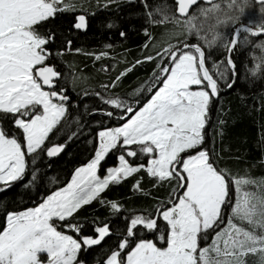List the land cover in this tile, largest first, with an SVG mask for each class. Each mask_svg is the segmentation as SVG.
<instances>
[{"label": "snow or ice", "instance_id": "1", "mask_svg": "<svg viewBox=\"0 0 264 264\" xmlns=\"http://www.w3.org/2000/svg\"><path fill=\"white\" fill-rule=\"evenodd\" d=\"M196 2L177 0L178 14L187 15L189 7ZM260 2L264 4V0ZM74 7L70 0H0V113L12 114V126L22 135L21 142L0 128V185L5 187L22 178L27 167L26 154L32 155L43 149L48 157H53L63 150L64 145L44 147L65 116L69 97L64 95L66 89L44 90L45 86L55 88L54 78H58L59 73L54 66L45 64L50 55L45 45L53 37L41 35L36 26L53 18L57 12ZM218 10L216 4L202 9L201 14L207 16ZM217 21L227 22L219 17ZM173 22L180 23L175 19ZM185 23L191 31L192 21ZM74 27L86 29L85 16H79ZM244 30L249 31L246 27ZM201 38L211 46L219 35L213 32L210 41ZM235 43L233 39L223 45L228 51L226 59L233 75L235 65L230 52ZM159 55L168 63L159 69L157 81H162V86L150 102L137 111L119 98L102 99L103 103L123 111L114 113L100 109L96 110L98 114L119 115L126 122L98 133L94 158L75 171L65 188L48 195L38 207L7 217L6 229L0 233V264H76L82 247L101 244L113 231L105 224L93 227L95 236H83L84 225L73 221L74 215L93 201L105 203L100 194L110 183H118L141 169L159 182L174 179L177 187L183 189L178 200L169 201L170 207L158 210L159 217L169 226L167 247L161 249L151 241L141 240L129 249L130 238L137 234L138 226L148 231L158 228L156 218L139 216L130 220L124 237L109 254L106 264H244L242 257L249 253H259L261 264H264V209L257 212V203L264 204V200H257L251 194L235 199L230 216L247 222L252 230L238 226L230 219L224 229L214 234L211 245L200 247L199 241L207 239L209 229L218 221L223 222L222 210L229 202V181L214 166L207 149L186 158H182L181 153L203 144L210 104L219 95L218 81L206 64L205 51L199 45L185 43L175 50L169 47ZM220 63H214L213 68L222 77ZM258 71L257 66L252 74L256 75ZM114 86L115 82L105 85L106 88ZM191 86H199L200 90H190ZM132 113L134 115L129 118ZM118 145L122 149L118 155L119 166L107 170V175L102 178L98 175L99 166ZM133 145L138 148L133 149ZM138 152L150 157L149 167L132 166L126 159L136 158ZM153 153L156 154L154 158ZM247 182L236 180L233 190ZM111 208L119 211L116 203H112ZM54 220L69 221L64 228L76 233L80 239L58 231ZM257 228L261 231L257 232ZM159 239L164 240L163 234ZM125 249L129 251L125 252ZM41 254L47 256L46 262L41 261Z\"/></svg>", "mask_w": 264, "mask_h": 264}, {"label": "trees", "instance_id": "2", "mask_svg": "<svg viewBox=\"0 0 264 264\" xmlns=\"http://www.w3.org/2000/svg\"><path fill=\"white\" fill-rule=\"evenodd\" d=\"M216 4L218 11L207 16L201 14L202 9ZM216 4H200L182 20L177 16L176 0H84L77 6L74 4V9L59 11L36 26L41 35L53 37L45 45L50 53L46 65L54 66L61 74L57 89H66L64 95L69 97L65 116L44 147L64 145L65 149L55 158L48 157L43 149L32 155L26 154L27 167L22 178L7 187L0 185L3 189L0 190V233L5 230L10 214L39 206L48 195L70 183L75 171L94 158L100 131L126 122L119 115L98 114L96 110L100 109L114 113L123 111L103 103L102 99L119 98L137 111L142 109L162 86L157 76L160 67L168 61L161 60L159 54L169 47L180 48L185 43L204 49L206 64L218 81L219 95L210 104L203 144L182 153L181 157L207 149L214 166L229 181V202L222 210L223 222L218 221L209 229L207 239H201L199 245L201 248L211 245L214 234L224 229L230 219L238 226L252 230L247 222L231 217L230 212L235 199L246 193L264 200V4L260 0H235V3L223 0ZM79 15L87 19L85 32L74 27ZM217 17L227 22L218 23ZM174 19L180 23L173 22ZM190 19H195L197 31L182 34L178 25ZM245 27L249 31H245ZM237 30L238 34L233 36ZM213 32L219 38L209 46L201 37L210 41ZM254 32L259 34L253 35ZM233 39L236 43L230 55L235 75L227 63L228 51L223 47L225 42ZM146 57L153 59L146 60ZM216 62H222L219 64L224 73L222 77L213 68ZM257 66L259 71L253 75ZM113 82L114 87H105ZM131 115L134 113L129 114V118ZM13 118L12 114L0 113V127L22 142L20 131L12 126ZM132 148L136 149V146ZM121 151L118 145L108 153L99 166L100 176L105 177L107 170L118 166ZM126 158L132 166H147V156L139 152L136 158ZM238 179L248 182L240 184L234 191L233 185ZM182 192L174 179L159 182L145 169L118 183H110L100 194L105 203L93 201L82 207L72 220L84 225L83 236H95L93 227L105 224L110 226L113 234L99 245L82 247L76 264H106L109 254L124 237L130 220L139 216L156 218L158 228L148 231L138 226L137 234L130 238L129 249L141 240L165 246L168 225L159 217L158 210L170 207L169 201L177 200ZM112 203L117 204L119 211L111 208ZM261 209L264 204L257 203V212ZM68 222L55 221L54 224L79 240L80 236L64 228ZM256 231L261 230L257 228ZM161 234L163 241L159 239ZM242 259L244 264H261L259 253H249Z\"/></svg>", "mask_w": 264, "mask_h": 264}, {"label": "rangeland", "instance_id": "3", "mask_svg": "<svg viewBox=\"0 0 264 264\" xmlns=\"http://www.w3.org/2000/svg\"><path fill=\"white\" fill-rule=\"evenodd\" d=\"M84 0H70V2H71V4L72 5H78L79 3H81V2H83ZM182 20H185V19H182ZM191 21H192V30L191 31H197V28H195V19H190ZM187 21H189V20H187ZM189 25L188 24H186V23H183V24H179L178 25V28L179 29H181L180 30V32L182 33V34H186V35H188L189 33H191V31H189ZM184 29V30H183ZM177 35V34H176ZM175 36V34L174 35H172V38ZM168 39H170V37H168ZM165 40H167L166 39V37H165ZM37 67H40V66H37ZM190 90H193V91H195V90H200L199 89V86H191V88H190ZM146 106V105H145ZM144 106V107H145ZM141 110V109H140ZM1 128V127H0ZM133 146H136V145H133ZM132 147V146H131ZM136 148H138V146H136ZM182 154V153H181ZM143 156H147V166L146 167H149L150 165H149V159H150V157L148 156V155H145V154H142ZM155 153H153L152 154V157L154 158L155 157ZM127 159V158H126ZM118 166H119V164H118ZM117 166V167H118ZM84 167V166H83ZM98 175L100 176V174H99V169H98ZM74 176V175H73ZM102 177V176H101ZM73 178V177H72ZM103 178V177H102ZM72 180V179H71ZM71 182V181H70ZM65 188V187H64ZM63 189V188H62ZM62 189H60V190H62ZM180 196V195H179ZM179 196H177V200H178V198H179ZM38 207V206H37ZM35 208V207H34ZM34 208H31V209H34ZM29 210V209H28ZM27 211V210H26ZM24 212V211H23ZM19 213H22V212H19ZM19 213H12V214H19ZM56 220H54L53 221V223L55 222ZM6 226H7V224H6ZM6 229V228H5ZM57 230L58 231H61L58 227H57ZM63 232V231H62ZM64 234H67V235H71V234H69V233H65L64 232ZM169 235H170V231H169V226H168V235H167V241H166V244H165V246H162V247H159L154 241H151V242H153V243H155L156 244V246L158 247V248H161V249H164V248H166L167 247V242H168V238H169ZM75 238V237H74ZM82 249V248H81ZM80 252V251H79ZM79 254V253H78ZM40 259H41V261H44V262H46L47 261V256L46 255H44V254H41V256H40Z\"/></svg>", "mask_w": 264, "mask_h": 264}, {"label": "water", "instance_id": "4", "mask_svg": "<svg viewBox=\"0 0 264 264\" xmlns=\"http://www.w3.org/2000/svg\"><path fill=\"white\" fill-rule=\"evenodd\" d=\"M219 1H223V0H211V3H209L208 2V0H197V2L195 3V4H192L190 7H189V9H188V11H187V15H185V16H181V15H179L178 14V3H177V0H176V4H177V16L180 18V19H186V18H188L189 17V15L191 14V12H192V10L196 7V6H198V5H200V4H203V5H206V6H210V5H213V4H216L217 2H219ZM79 16H81V15H79ZM78 16V17H79ZM84 16V15H83ZM86 18V17H85ZM86 21H87V19H86ZM78 22V21H77ZM87 25H88V23H87ZM77 31H80V32H85L86 31V29H87V27H86V29H77V28H75ZM200 46V45H199ZM201 47V46H200ZM202 48V47H201ZM203 49V48H202ZM204 50V49H203ZM49 56V55H48ZM54 70L56 71V69H55V67H54ZM58 72V71H57ZM59 73V72H58ZM60 78H61V74L59 73V76H58V78H54V84H55V88L54 89H49L47 86H45V88H44V90H47V91H52V90H55L56 89V87H57V81L58 80H60ZM69 102V99L66 101V103H68ZM64 149H65V146L63 147V150L61 151V152H59V154L58 155H56V156H53V157H51V158H55V157H57V156H59L63 151H64Z\"/></svg>", "mask_w": 264, "mask_h": 264}, {"label": "flooded vegetation", "instance_id": "5", "mask_svg": "<svg viewBox=\"0 0 264 264\" xmlns=\"http://www.w3.org/2000/svg\"><path fill=\"white\" fill-rule=\"evenodd\" d=\"M48 57H49V56H48ZM47 60H48V58H47ZM47 60L45 61V64H47ZM58 81H59V80H58ZM58 81H57V87H58ZM57 87H56L55 90H58Z\"/></svg>", "mask_w": 264, "mask_h": 264}]
</instances>
